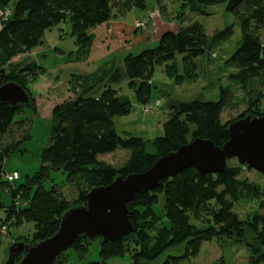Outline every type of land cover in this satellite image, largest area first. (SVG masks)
Wrapping results in <instances>:
<instances>
[{
	"label": "trees",
	"instance_id": "1",
	"mask_svg": "<svg viewBox=\"0 0 264 264\" xmlns=\"http://www.w3.org/2000/svg\"><path fill=\"white\" fill-rule=\"evenodd\" d=\"M224 1L226 9L237 16L241 30L240 41L226 60V65L232 69L229 79L247 100L249 112L243 116L262 115L259 105L264 97V43L258 29L264 25V0H185L182 4L188 2L192 10H198ZM146 6V0H0V8L9 13L0 28V84L14 80L31 98L27 105L0 101V139L13 126L25 130L17 141L0 150V173L2 159L30 137L29 130L24 128L27 119L24 110L38 112L36 100L43 95L41 88L47 79L38 82L44 73L28 53L40 43L44 31L61 21L69 23L77 53L91 42V28L119 17L130 8L143 10ZM240 6L244 8L242 13ZM226 33L229 36L232 29ZM209 41L198 20L185 23L184 17H180L174 28L160 32L155 45L125 54L122 70L135 102L144 105L151 100V78L157 65L168 64L178 56L192 58L204 54ZM112 68H98L90 75L75 74L69 94L61 100L45 96L51 104L46 114V117L50 115L51 125L48 143L40 154L41 164L33 173L25 174L18 184H14V180L1 181L7 185L12 203L16 198L23 201V205L15 209L0 198V208L5 212L1 223L7 220L8 224L33 222L31 239L22 241L32 243L51 236L58 229L61 214L71 206L84 204L86 193L93 186L106 185L117 175L145 171L159 157L195 137L211 139L216 145L228 139V124L221 121L229 100V88L224 86L219 87V97L215 100L199 98L173 105L162 123V133L152 139L121 135L114 126V117L129 114L133 103L127 94L112 86L119 84L123 75ZM118 148L127 149L129 153L116 167L111 159ZM228 161L223 172L200 174L189 167L175 176L160 179L148 191L136 193L127 203L128 218L134 230L122 238L104 242L99 236L94 237L100 239L102 259L129 253L132 263L140 264L143 259L153 260L180 243L185 246L183 256H196L203 241L229 237L234 232L241 236L244 222L234 210V203L243 198L258 202V211L253 214L250 226L264 243V214L261 212L264 211V188L240 178L242 166L249 168L247 164H229ZM56 171L65 174L67 181L75 182L77 198L73 203L57 192V185H45L47 181L53 182L51 176ZM204 210L208 211V224L199 227L192 220L201 219ZM142 222L148 226L143 228ZM92 240L82 236L73 248L81 253ZM65 251L58 253L55 264H66L67 260L58 262L61 255L65 257ZM260 253L253 247L249 264L264 261V253ZM177 258L171 257L174 262ZM136 259L139 260L134 261ZM162 264L171 263L165 260Z\"/></svg>",
	"mask_w": 264,
	"mask_h": 264
},
{
	"label": "rangeland",
	"instance_id": "2",
	"mask_svg": "<svg viewBox=\"0 0 264 264\" xmlns=\"http://www.w3.org/2000/svg\"><path fill=\"white\" fill-rule=\"evenodd\" d=\"M183 1L185 0H146L145 9L130 8L119 17L110 19L112 22L102 26L100 30L98 27L91 28L89 31L91 42L84 47L85 50H81V47L77 53L75 50L78 46L74 43V36L70 34L69 23L61 21L44 31L40 43L28 53L30 59H34L44 73L38 82L47 79L44 88H41L43 95L36 100L39 113L31 109L24 110L27 118L24 120V128L29 130L30 137L21 141L16 150L6 155L1 162L3 171L0 173V198L6 205L9 204L15 209L23 205V201L18 198L13 203L10 201L7 185L1 184V181L7 180L6 174L17 170L19 177L13 183L18 184L24 180L25 174L33 173L41 164L40 154L48 143L51 125L50 115L46 117L51 104L50 101H46L45 96H51L53 100L65 98L69 94V87L73 84L75 74L90 75L98 68L109 70L112 67L123 73L119 84L112 85L119 88L120 93L127 94L133 103L129 114L115 116L113 120L116 130L123 136L132 134L152 139L160 135L163 130L162 123L173 105L199 98L215 100L219 97L221 86L229 88L227 89L229 100L221 114L222 123L229 124L249 112L244 94L229 79L232 69L226 65L227 57L235 50L241 38L237 16L226 9V1L200 7L198 10H192L191 5L188 2L182 4ZM239 9L241 13L244 12L242 6ZM7 14H9L7 10L0 8V28ZM180 17H184L185 23L198 20L204 26L210 39L206 52L192 58L178 56L168 64L157 65L151 78L153 83L151 100L144 105L137 104L122 70L123 58L128 52L137 53L155 45L154 41L160 32L168 27H175ZM120 23L128 26L119 28ZM229 28L232 29V33L228 36L226 32ZM258 32L264 43V25ZM98 36L103 39L101 43L96 39ZM99 46H102L100 48L104 51L98 50ZM36 83L30 87L33 88ZM259 111L264 113V97L261 99ZM23 133L25 130L13 126L0 139V150L7 144L17 141ZM128 153L127 149L118 148L111 159L114 166H120ZM228 163L237 164L238 161L236 158H230ZM51 177L53 182L47 181L45 185L47 187L50 184L57 185L55 186L57 192L69 203H73L77 198L75 182L67 181L65 174L59 171L53 172ZM240 178H246L264 188V174L253 168L242 166ZM234 210L244 222L241 236L234 232L229 237H213L203 241L199 253L190 257L183 256L185 246L180 243L167 248L153 260L143 259L140 264H162L165 260H169L171 264H249L253 247H257L258 253H264V243L257 238L250 226L253 214L258 211V202L243 198L234 203ZM206 211H202L201 219L192 220L199 227L208 224ZM261 212L264 214L263 210ZM3 217L5 212L0 208V220ZM6 222L0 221L6 230L5 234L0 236V264L6 259L8 246L18 239H31L34 230L32 221L21 224H8V220ZM142 224L143 228L148 226L146 222ZM150 233L153 234L154 231ZM99 250L100 239L94 238L81 253L73 247L66 249L65 257L61 255L58 262L64 263L67 260L66 264H90L96 261L100 264L132 263L129 253L104 260ZM172 256L178 257L176 262L171 259ZM259 264H264V261H260Z\"/></svg>",
	"mask_w": 264,
	"mask_h": 264
},
{
	"label": "water",
	"instance_id": "3",
	"mask_svg": "<svg viewBox=\"0 0 264 264\" xmlns=\"http://www.w3.org/2000/svg\"><path fill=\"white\" fill-rule=\"evenodd\" d=\"M28 91L14 80L0 84V101L10 105L30 103ZM228 139L216 145L211 139L195 137L176 150L159 157L145 171L117 175L110 183L91 187L84 204L71 206L62 214L58 229L49 237L26 243L13 241L3 264H55L58 253L73 247L82 236L88 241L119 239L134 230L127 203L136 193L155 187L160 179L193 167L200 174L219 173L227 160L236 158L264 174V114L248 113L227 125ZM20 256L17 261V257Z\"/></svg>",
	"mask_w": 264,
	"mask_h": 264
},
{
	"label": "built area",
	"instance_id": "4",
	"mask_svg": "<svg viewBox=\"0 0 264 264\" xmlns=\"http://www.w3.org/2000/svg\"><path fill=\"white\" fill-rule=\"evenodd\" d=\"M19 177V173L17 170L11 171L6 174V178L8 181L16 180ZM6 232L5 226L3 224H0V236L4 235Z\"/></svg>",
	"mask_w": 264,
	"mask_h": 264
},
{
	"label": "crops",
	"instance_id": "5",
	"mask_svg": "<svg viewBox=\"0 0 264 264\" xmlns=\"http://www.w3.org/2000/svg\"><path fill=\"white\" fill-rule=\"evenodd\" d=\"M116 19H118V18H116ZM118 21V20H117ZM109 22L111 23L112 22V20H108V21H106V22H104V23H102V24H100V25H97L96 27H98V29L100 30L101 28H102V26H107L108 24H109ZM128 24V23H127ZM126 26H128V25H126V24H119V28L120 27H126ZM117 27V26H116ZM95 28V27H94ZM172 28H174V27H172ZM99 38H96L97 39V41H99L100 43L102 42V38H101V36H98ZM111 38V37H110ZM103 45H105V44H103ZM100 47H102V46H99V48H98V50H100V51H104V49H102V48H100Z\"/></svg>",
	"mask_w": 264,
	"mask_h": 264
}]
</instances>
